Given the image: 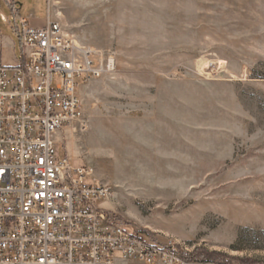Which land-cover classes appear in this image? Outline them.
Listing matches in <instances>:
<instances>
[{
	"label": "rangeland",
	"instance_id": "obj_1",
	"mask_svg": "<svg viewBox=\"0 0 264 264\" xmlns=\"http://www.w3.org/2000/svg\"><path fill=\"white\" fill-rule=\"evenodd\" d=\"M16 1L117 56L81 87L83 126L57 135L112 187L99 205L188 254L264 264V0Z\"/></svg>",
	"mask_w": 264,
	"mask_h": 264
},
{
	"label": "built area",
	"instance_id": "obj_2",
	"mask_svg": "<svg viewBox=\"0 0 264 264\" xmlns=\"http://www.w3.org/2000/svg\"><path fill=\"white\" fill-rule=\"evenodd\" d=\"M14 13L21 61L9 66L0 55V264H219L130 231L99 205L112 187L61 157L57 135L83 126L81 87L113 75L117 56L59 21L33 27Z\"/></svg>",
	"mask_w": 264,
	"mask_h": 264
},
{
	"label": "crops",
	"instance_id": "obj_3",
	"mask_svg": "<svg viewBox=\"0 0 264 264\" xmlns=\"http://www.w3.org/2000/svg\"><path fill=\"white\" fill-rule=\"evenodd\" d=\"M6 1L11 8L13 17L9 19L6 16V14L1 13V19H0L1 54L0 55H1V60L4 64L9 66H14L19 64L21 61V43L19 37V24L18 21L15 19L14 8L17 10L19 15L28 17L30 24L33 27H43L47 25V23L41 26L35 24L34 21L31 19L32 16L30 13H22L23 8L20 9L18 7V1L16 0H6ZM50 19L52 20L51 16ZM118 264H120V262Z\"/></svg>",
	"mask_w": 264,
	"mask_h": 264
},
{
	"label": "trees",
	"instance_id": "obj_4",
	"mask_svg": "<svg viewBox=\"0 0 264 264\" xmlns=\"http://www.w3.org/2000/svg\"><path fill=\"white\" fill-rule=\"evenodd\" d=\"M222 255L218 252H206L204 250H195L191 253L192 258L196 259H205V258H210L213 260H216L221 263L219 260Z\"/></svg>",
	"mask_w": 264,
	"mask_h": 264
},
{
	"label": "bare ground",
	"instance_id": "obj_5",
	"mask_svg": "<svg viewBox=\"0 0 264 264\" xmlns=\"http://www.w3.org/2000/svg\"><path fill=\"white\" fill-rule=\"evenodd\" d=\"M221 64L223 65L224 64V61H221Z\"/></svg>",
	"mask_w": 264,
	"mask_h": 264
}]
</instances>
